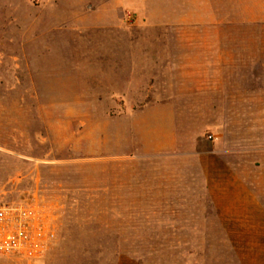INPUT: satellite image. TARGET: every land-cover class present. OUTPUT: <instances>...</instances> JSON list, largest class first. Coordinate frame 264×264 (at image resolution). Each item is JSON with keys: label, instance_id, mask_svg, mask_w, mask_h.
Returning a JSON list of instances; mask_svg holds the SVG:
<instances>
[{"label": "rangeland", "instance_id": "1", "mask_svg": "<svg viewBox=\"0 0 264 264\" xmlns=\"http://www.w3.org/2000/svg\"><path fill=\"white\" fill-rule=\"evenodd\" d=\"M111 1L0 0V205L37 207L56 241L37 260L0 256V264H77V254L264 264V96L226 103L234 149L220 157L206 153L225 133L219 117L186 118L177 149L144 151L121 97L104 85L105 54L83 62V78L77 48L104 49L113 30L176 27L138 22ZM250 1L226 0L221 28L263 34L264 20L251 19L264 17V6ZM239 40L244 51L264 47V37ZM257 73L262 91L264 69ZM124 78L120 67L115 89ZM146 120L151 131L163 119Z\"/></svg>", "mask_w": 264, "mask_h": 264}, {"label": "crops", "instance_id": "2", "mask_svg": "<svg viewBox=\"0 0 264 264\" xmlns=\"http://www.w3.org/2000/svg\"><path fill=\"white\" fill-rule=\"evenodd\" d=\"M225 1L123 0L119 3L112 0L107 3L108 7L117 11L121 6L133 11L138 22L169 23L176 28L113 30L108 34L111 40L104 49L77 48V75H83V78L87 75L85 72L80 74L83 62L99 60L96 55L105 54L101 60L110 69L101 75L104 85L111 95L121 97L122 112L133 118L132 129L144 151L177 149L180 141L177 124L181 122L185 127L186 118L219 117L224 119L221 125L225 133L222 141H218L217 150L206 153L209 158L220 157L222 151L234 149L226 132L231 124L226 120L230 117L226 103L258 100L251 96H264V90H258L259 84L256 83L260 76L257 71L264 69V47L259 48L255 41L249 52L244 51L246 47L239 40L242 37H264V33L221 28L226 16L220 13L219 7L224 6ZM233 4L241 6L242 0H233ZM250 4L264 6V0H251ZM195 20L206 22L209 28H182L191 26ZM251 20H264V17L254 15ZM120 67L125 71V78L120 88L115 89L112 76ZM241 71L249 72L243 75ZM243 76L250 79L249 82L243 83ZM252 78L255 80L251 81ZM150 117L163 119L161 125L151 131L146 120ZM180 133H185L183 128ZM54 242L53 239L49 246ZM202 258L207 257L191 254H77V264H200L208 261Z\"/></svg>", "mask_w": 264, "mask_h": 264}, {"label": "built area", "instance_id": "3", "mask_svg": "<svg viewBox=\"0 0 264 264\" xmlns=\"http://www.w3.org/2000/svg\"><path fill=\"white\" fill-rule=\"evenodd\" d=\"M52 240V229L40 209L22 203L0 205V256L37 260Z\"/></svg>", "mask_w": 264, "mask_h": 264}]
</instances>
